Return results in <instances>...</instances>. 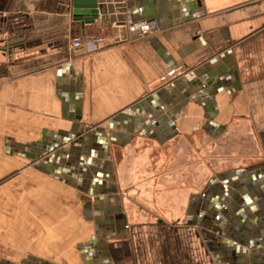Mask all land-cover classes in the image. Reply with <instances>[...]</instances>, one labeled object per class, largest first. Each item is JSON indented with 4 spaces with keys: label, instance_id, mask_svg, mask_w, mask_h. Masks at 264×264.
<instances>
[{
    "label": "crops",
    "instance_id": "0c3cea01",
    "mask_svg": "<svg viewBox=\"0 0 264 264\" xmlns=\"http://www.w3.org/2000/svg\"><path fill=\"white\" fill-rule=\"evenodd\" d=\"M99 1L106 13L83 25L73 0H0V195L7 205L0 225L12 227L19 220L20 227L16 238L1 237L6 255L0 252V260L221 264L210 212L214 200L204 192L215 185L214 176L263 165L264 158L212 175L204 184L205 172L195 169L198 164L187 152L197 146L201 154L205 140L218 141L232 117L241 114L258 131L264 153V0ZM142 4L150 13L144 17ZM140 23L157 29L132 32ZM91 35L103 37L96 51L88 50ZM77 37L83 46H73ZM220 69L225 72L209 86L222 85L212 108L211 92L206 99L199 87L208 91L202 76ZM160 88L163 97L155 108L148 97ZM136 104L140 110L126 127L136 128L139 118L145 123L148 109L162 118L178 107L175 133L164 122L110 144L116 148V155L110 151L111 176H99L96 202L78 188L87 179L62 170L67 179L61 180L48 169L56 163L44 166L48 172L32 165L28 152L44 136L49 142L55 133L70 130L77 105L85 129L107 130L109 118ZM212 112L224 130H207ZM123 126L116 130L126 132ZM7 138L14 146H6ZM150 163L159 168L155 188V182L150 187L144 181L147 169L153 170ZM191 163L195 167L189 169ZM87 166L92 190L97 176Z\"/></svg>",
    "mask_w": 264,
    "mask_h": 264
},
{
    "label": "water",
    "instance_id": "95a60500",
    "mask_svg": "<svg viewBox=\"0 0 264 264\" xmlns=\"http://www.w3.org/2000/svg\"><path fill=\"white\" fill-rule=\"evenodd\" d=\"M141 6H143L141 15L144 17L146 12L149 13V9L144 4ZM105 8L104 4L100 3L99 0H73V13L78 20L82 21L83 25L96 22L100 13H106ZM215 60L217 59H213L212 62ZM197 72L199 74V71ZM224 72V70L220 69L214 71L211 75L212 77L210 75L202 76V80L207 83L205 85L208 86V91L204 90L205 86L199 87L197 84L199 88H203L198 92L200 96L207 99L205 93L211 92L212 108L216 102L214 95L222 90V85L218 84L213 88L209 87L211 85L210 82L214 77H218V74ZM78 76L82 77L81 72H78ZM162 94L163 89L160 88L155 94L148 97V102L154 105L155 108L158 107L163 97L161 96ZM207 104L211 105L210 100H207ZM139 107L140 104L132 105L112 118H109L106 121V130L98 126L85 129L79 123L82 119V114L81 108L77 105L76 113L74 114L75 122L72 124L70 130L55 133V138H52L49 142H47V138L44 136L43 139L37 142V148H33L27 155L31 159L34 167L45 172H48V169H50V173L59 177L61 180L67 179L63 175L61 176L60 173L62 170L70 172L74 177L80 176L81 178L87 179V181H84L86 185L82 182L78 185V188L84 192H90L91 195L95 196L94 201L96 202L100 199L96 198L98 193L95 189L96 186H101L99 176L106 179L111 175L110 169L112 168L109 162L111 157L110 144H117L119 137L123 135V132L116 130V128L123 124L124 126L128 124V119L134 116L133 113L140 110ZM178 111L177 107L168 116H162L160 118L158 115L161 113L157 115L155 112H149L148 109L146 115L147 121H149H146L147 123L143 127L144 130L142 129L144 121L139 118L135 122L137 127H134L136 128L123 126L127 132H124V137L128 140L134 133L146 134L148 127H151V125L159 126L164 124V122L171 128V134H174L176 127L174 121L181 116ZM214 116L215 112L207 114V130L210 131L211 128L224 130V125L213 120ZM150 119L155 120V123L152 124ZM11 142L12 139L7 138L6 146H14ZM31 147L29 145L30 149ZM67 154L69 155L67 160H65ZM98 158L103 159L104 162H96ZM48 162L56 163V167L46 169L45 167L48 165ZM88 164L92 168L94 167L92 172L97 176V178L93 179L94 188L92 190H90V187L87 188L89 179L92 178V174L87 170ZM106 170L108 171L107 174L105 172ZM220 180L224 181L225 184H220ZM211 182L215 185L205 191L204 194L214 200V203L210 204L212 205L210 212H213L216 224L213 228L217 232L215 239L218 238L220 242L219 248L215 251L216 256H219V261L221 264H264V164H255L246 168L219 174L214 176ZM240 194L243 198L239 196ZM246 202L249 206L245 209ZM210 212L205 215L210 217ZM245 214L248 216L247 220ZM97 234L99 235V233ZM87 249H89V245L82 246V250L86 251ZM220 255L223 258H220ZM24 262L25 264H34L28 259L24 260ZM10 263L16 264L14 262Z\"/></svg>",
    "mask_w": 264,
    "mask_h": 264
},
{
    "label": "rangeland",
    "instance_id": "374dc122",
    "mask_svg": "<svg viewBox=\"0 0 264 264\" xmlns=\"http://www.w3.org/2000/svg\"><path fill=\"white\" fill-rule=\"evenodd\" d=\"M205 145L204 147H201L203 151L201 154L198 155L199 150L197 146L188 148V159L189 161H194L196 160L197 162V167H195L194 163H191L188 165L189 169L191 167H195V169H199V171H204L205 172V179L204 184L207 183L209 178L213 175H217L219 173H222L226 170H229L234 167H245L247 165H250L251 163H254L256 161H260L264 158V153H263V148H261V142L260 138L258 135V131L252 127L250 128V125L248 121L244 120V116L241 114H236L232 117L230 123L228 124L226 130L222 133V136L218 141L210 143V139L205 140ZM172 150H175L177 147V144H173ZM113 145H111V149H113V156L115 154V149L112 148ZM262 150V153H261ZM111 151V150H110ZM118 151V150H117ZM191 156H196L193 159ZM113 160L115 162L116 166V157H113ZM150 165L153 167L148 168L147 170H150L148 174H150L147 178H144V181H150L151 185L155 182L154 177H156L155 171L159 169L157 164L155 163H150ZM157 166V167H155ZM156 187V182L153 185V188ZM192 188H198V187H192ZM191 188V189H192ZM0 221L2 222L4 219V199L5 196L3 197L0 195ZM7 206V205H5ZM11 209L13 210V214L15 211L14 207L11 206ZM18 213V212H17ZM19 220L18 224L13 225L12 227H7V226H1L0 225V239L1 237H17L18 236V231H19ZM19 242H17V246ZM13 245V244H11ZM3 246V242L0 240V247ZM6 246V245H5ZM14 246V245H13ZM12 246V247H13ZM4 249H0V252H3ZM2 254V253H0ZM6 254H2V256H5ZM9 259L14 263H21L23 259L21 258H14V259Z\"/></svg>",
    "mask_w": 264,
    "mask_h": 264
},
{
    "label": "built area",
    "instance_id": "2783aa9c",
    "mask_svg": "<svg viewBox=\"0 0 264 264\" xmlns=\"http://www.w3.org/2000/svg\"><path fill=\"white\" fill-rule=\"evenodd\" d=\"M132 32L139 30L141 33H146L149 32L150 30L157 29L154 27L152 24H140L138 26H133L131 27ZM103 40V37L101 35H95V36H88L87 38V46L89 51H96L98 50L101 46L100 43ZM84 39L81 37H77L73 39V46L74 47H80L83 46Z\"/></svg>",
    "mask_w": 264,
    "mask_h": 264
},
{
    "label": "bare ground",
    "instance_id": "6f19581e",
    "mask_svg": "<svg viewBox=\"0 0 264 264\" xmlns=\"http://www.w3.org/2000/svg\"><path fill=\"white\" fill-rule=\"evenodd\" d=\"M140 24H143V23H140ZM138 111V110H137ZM154 113V112H153ZM133 114H135V113H133ZM147 117V115L146 114H144V117ZM146 121H147V119H145ZM149 121V120H148ZM147 121V122H148ZM147 122H145L143 125H142V129H143V127L146 125V123ZM150 122L152 123V124H154L155 123V120H153V119H150ZM175 123V122H174ZM153 126H155V125H151V127H153ZM144 130V129H143ZM142 130V131H143ZM123 137V139H126L125 137H124V133H123V135H121L119 138H122ZM47 164V163H46ZM105 168V167H104ZM106 172V174L108 173V171L106 170L105 171ZM110 176L111 175H109L108 176V178H106V180H108L109 178H110ZM104 179V178H103ZM225 183L223 182V184L222 185H224ZM107 187V186H106ZM106 190H108V188H106ZM240 197L242 196L241 194L239 195ZM241 198H243V197H241ZM243 201H245L244 199H243ZM10 262H12V261H4V260H0V264H11ZM32 263H34L35 264V262H33V261H31ZM30 262V263H31ZM13 263V262H12Z\"/></svg>",
    "mask_w": 264,
    "mask_h": 264
},
{
    "label": "flooded vegetation",
    "instance_id": "af4514ba",
    "mask_svg": "<svg viewBox=\"0 0 264 264\" xmlns=\"http://www.w3.org/2000/svg\"><path fill=\"white\" fill-rule=\"evenodd\" d=\"M208 119V118H207ZM206 128H208V126L206 125Z\"/></svg>",
    "mask_w": 264,
    "mask_h": 264
}]
</instances>
